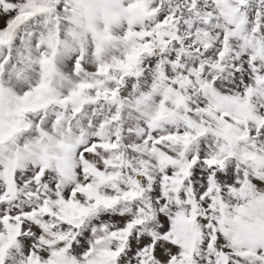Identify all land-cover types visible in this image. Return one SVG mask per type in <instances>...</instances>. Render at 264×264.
<instances>
[{"label":"snow or ice","instance_id":"1","mask_svg":"<svg viewBox=\"0 0 264 264\" xmlns=\"http://www.w3.org/2000/svg\"><path fill=\"white\" fill-rule=\"evenodd\" d=\"M0 264H264V0H0Z\"/></svg>","mask_w":264,"mask_h":264}]
</instances>
